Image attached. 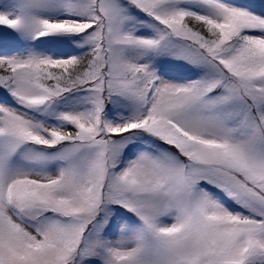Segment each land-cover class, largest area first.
<instances>
[{
  "label": "snow or ice",
  "instance_id": "1",
  "mask_svg": "<svg viewBox=\"0 0 264 264\" xmlns=\"http://www.w3.org/2000/svg\"><path fill=\"white\" fill-rule=\"evenodd\" d=\"M0 264H264V0H0Z\"/></svg>",
  "mask_w": 264,
  "mask_h": 264
}]
</instances>
